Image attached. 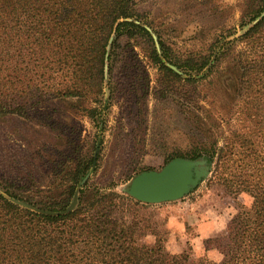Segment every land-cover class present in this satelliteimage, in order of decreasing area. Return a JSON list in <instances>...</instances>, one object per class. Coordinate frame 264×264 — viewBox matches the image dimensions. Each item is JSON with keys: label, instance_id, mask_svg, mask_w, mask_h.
Listing matches in <instances>:
<instances>
[{"label": "trees", "instance_id": "obj_1", "mask_svg": "<svg viewBox=\"0 0 264 264\" xmlns=\"http://www.w3.org/2000/svg\"><path fill=\"white\" fill-rule=\"evenodd\" d=\"M137 4V0H0V114L26 115L29 107L47 98L79 97L99 103L85 108L96 121L106 60L114 63L124 40L135 49L139 35L151 39L138 23ZM258 4L245 14L242 33L234 38L228 39L231 31H225L183 59L172 57L163 42V54L151 44L149 51L163 74V86L184 78L192 100L207 82L215 83L243 99L234 104L222 101L216 111L211 91L202 100L194 99L196 105L201 101L204 105L201 110L193 105L191 111L193 134L186 156L206 159L213 177L224 181L234 198L247 193L253 199L249 206L239 204L223 237L205 240L206 250H218L222 259L195 256L190 244L183 252L172 253L165 237L153 231L149 233L155 243H147L148 234L137 216L140 201L111 186L81 184L89 168H98L100 157L93 155L68 170L70 183L53 187L55 192L38 189L25 195L20 185L3 184L0 264H264V0ZM164 58L183 72L173 70ZM253 110L256 121L249 130L227 127L234 116L240 120L237 113L249 116ZM76 192L73 211L45 212L65 210Z\"/></svg>", "mask_w": 264, "mask_h": 264}, {"label": "rangeland", "instance_id": "obj_2", "mask_svg": "<svg viewBox=\"0 0 264 264\" xmlns=\"http://www.w3.org/2000/svg\"><path fill=\"white\" fill-rule=\"evenodd\" d=\"M258 1L137 0L141 16L138 23L151 39L139 35L135 49L124 40L117 47L114 63L113 59L106 60L104 89L99 96L102 104L96 121L86 114L85 108L99 103L79 97L47 98L29 107L26 115L0 114V190L5 187L3 184H18L25 195L38 189L52 188L55 192L62 184L70 183L66 172L79 160L86 163L97 155L98 168H89L81 184L111 186L127 194V184L142 171L160 170L171 157L189 158L186 155L190 154L193 134L194 99L202 100L205 93L213 91L215 110L222 101L234 104L243 99L215 83L202 86L201 94L194 96L193 101L184 78L163 86V74L150 57V44L161 54L163 42L172 57L183 59L187 52L206 48L225 31H231L228 39L240 35L245 14L255 10ZM108 50L112 52L111 45ZM164 59L168 66H175ZM58 76L54 75L55 80L61 81ZM230 83H226L228 88ZM201 105L203 101L197 103L195 110H201ZM243 105L244 102L239 103ZM255 113H237L240 120L234 116L227 127L249 130L255 124ZM252 201L247 193L234 198L226 183L211 172L178 200L141 202L137 216L148 234L147 243H155V236L149 233L153 231L165 237L166 248L172 253H181L190 244L195 256L207 255L220 261L222 254L216 249L206 250L205 240L223 237L239 204L249 206Z\"/></svg>", "mask_w": 264, "mask_h": 264}, {"label": "water", "instance_id": "obj_3", "mask_svg": "<svg viewBox=\"0 0 264 264\" xmlns=\"http://www.w3.org/2000/svg\"><path fill=\"white\" fill-rule=\"evenodd\" d=\"M169 66L173 70L182 73L176 66ZM211 171L212 167L204 158L175 157L160 170L142 171L134 176L127 184L125 192L143 203L174 201L194 190L209 176ZM78 197L79 192H76L71 204L63 211L45 212L51 215L69 213L77 206ZM17 203L25 207H31L21 201H17Z\"/></svg>", "mask_w": 264, "mask_h": 264}]
</instances>
